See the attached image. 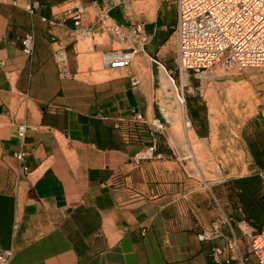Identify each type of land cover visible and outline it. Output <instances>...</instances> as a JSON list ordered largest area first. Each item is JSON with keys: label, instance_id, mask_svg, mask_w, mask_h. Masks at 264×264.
Segmentation results:
<instances>
[{"label": "crops", "instance_id": "obj_1", "mask_svg": "<svg viewBox=\"0 0 264 264\" xmlns=\"http://www.w3.org/2000/svg\"><path fill=\"white\" fill-rule=\"evenodd\" d=\"M157 1L156 17L142 22L149 42L134 54L136 66L115 75L102 68L104 76L83 62L123 45L96 20L107 10L113 21L132 24L121 10L122 16L110 12L100 0H41L31 15L24 9L28 0H0V249H12L8 264H213L219 242L197 235L220 212L243 231L264 224V216L245 206L248 221H239L247 193L237 181L251 174L209 182L207 163L195 154L207 151L214 135L202 129L193 100L184 104L181 121L189 122L196 145L186 132L183 144L170 134L178 119L170 110L179 106L166 103L170 70L149 68L147 81L132 85L140 64L171 49L175 6ZM76 5L85 7L76 31L70 22L50 27L40 20ZM25 34L34 39L29 58L20 50ZM60 68L67 76H59ZM188 85L173 88L179 94L189 92ZM134 111L163 125L156 158L135 162L141 145L125 143L113 127ZM240 142L248 167L264 170V120L247 124ZM263 192L253 196L256 208H264Z\"/></svg>", "mask_w": 264, "mask_h": 264}, {"label": "built area", "instance_id": "obj_2", "mask_svg": "<svg viewBox=\"0 0 264 264\" xmlns=\"http://www.w3.org/2000/svg\"><path fill=\"white\" fill-rule=\"evenodd\" d=\"M40 1L28 0L24 9L34 15ZM172 1L176 11L173 27L177 47L175 70L180 77L189 81L191 77H206L208 72L221 77L238 75L247 69L264 68V0ZM84 12V6L76 5L65 9L60 15L40 20L50 27L70 22L73 31H76ZM96 20L105 34L124 46L101 54V66L106 70L127 68L136 51L142 50L149 42L142 22L119 24L112 20L107 10L100 11ZM33 45L32 34L20 38V50L24 56H32ZM67 74L60 68L59 76L65 77ZM136 84L137 81L133 80L132 85ZM113 127L120 132L125 143L141 145V150L134 155L135 162L158 157L155 154L157 135L163 131V125L158 121L148 122L143 115L134 111L127 120H113ZM23 131L24 127L19 126L20 136ZM24 155L19 153L16 158L22 160ZM241 225L233 226L227 216L220 212L210 222L208 229L197 235L202 242H219L211 252L213 264H244L251 257L255 264H264V224L258 231L251 232L253 236L248 243L247 256L240 242ZM12 257V249H0V264H8Z\"/></svg>", "mask_w": 264, "mask_h": 264}, {"label": "rangeland", "instance_id": "obj_3", "mask_svg": "<svg viewBox=\"0 0 264 264\" xmlns=\"http://www.w3.org/2000/svg\"><path fill=\"white\" fill-rule=\"evenodd\" d=\"M102 2L110 12L111 10L116 9L117 14L122 16L120 13L122 11L123 16L132 20L133 23L143 22L145 19H150L156 17L157 15V0H100L99 3ZM104 38L105 34L101 38L96 37V42H101ZM170 46L171 49L163 57L161 55L154 56L151 58L149 64L142 63L139 67L140 74L136 77L135 81L140 83L146 82L149 68L155 70L156 67L163 65L165 68L170 70V72L167 73L166 84L171 86L173 91L171 92L170 90H167L169 94L167 95L168 100L166 103L168 104L170 101L176 100L179 105L177 108L170 110L178 117L175 124H172L171 126L170 134L178 137L182 144L184 143L185 132L189 134L188 130L190 131V128L186 129L184 126L185 123L189 122L185 121L182 123L181 121L184 116V104L187 105L190 100H193L194 104L201 113L202 129H210L214 135L206 142V146L204 148H206L207 151L195 154L197 159L207 163V178L209 182L221 179L227 175L244 176L251 174L250 176H255L259 179L261 190L264 186V170L258 171L248 167L247 164L249 154L245 152L241 142L237 143V141L242 139V132L245 126L247 124H252V120H264V68L247 69L238 75H224L221 77L212 76V72H208L206 77H191L189 81H186L185 78L180 77L175 70L177 47L174 36L170 41ZM86 47L90 48L89 44L86 45ZM86 47H81L80 51L85 50ZM123 47V45L119 44H114L113 46L114 50L121 49ZM134 62L135 59L129 67H133L134 65L136 66ZM83 64L85 67L90 66L93 70L102 72L104 76L108 73L102 69L99 54L87 56ZM249 72H252V76L248 74ZM110 73L112 74V72ZM113 73V75L116 74V72ZM181 83H189V92L184 89L183 92H180L181 90H179V94L176 93L173 86L178 87ZM237 83L239 85H237ZM239 90L240 93L242 92L241 94L238 93ZM248 90L252 96L246 97ZM235 91L237 93H235ZM228 95L229 97H227ZM244 97H246L245 102H241L244 100ZM158 100L162 106L165 104L166 100H164L163 94H159ZM215 100L217 102H215ZM163 108L165 107L163 106ZM169 109L170 107L166 110ZM233 113L235 114L233 115ZM216 131L218 132L217 134ZM240 131L241 134L239 135ZM189 139L192 142V145L195 146L196 143L193 141V138L189 137ZM233 161L234 163H232ZM260 192H262V190ZM241 231L243 232H240L242 251L244 255L247 256L248 243L253 236V233L245 230L244 232L242 227ZM244 264H255V262L251 257L249 258V261Z\"/></svg>", "mask_w": 264, "mask_h": 264}, {"label": "trees", "instance_id": "obj_4", "mask_svg": "<svg viewBox=\"0 0 264 264\" xmlns=\"http://www.w3.org/2000/svg\"><path fill=\"white\" fill-rule=\"evenodd\" d=\"M237 184L239 185L240 189L244 193H247L246 196L243 195L241 197V200H243V208H242L243 213L245 214V211H244V206H245V210L247 213H251V214L257 215L259 217L264 216V208H256L254 200H253V196L257 192H260L261 190L264 189V186H263V188L260 190L261 184H260L259 179H257V177H255V176H251L247 179L238 180ZM260 201H261L262 205H264V192L260 196ZM239 221H248L246 214H245V217L244 218L241 217V219Z\"/></svg>", "mask_w": 264, "mask_h": 264}, {"label": "bare ground", "instance_id": "obj_5", "mask_svg": "<svg viewBox=\"0 0 264 264\" xmlns=\"http://www.w3.org/2000/svg\"><path fill=\"white\" fill-rule=\"evenodd\" d=\"M133 59H134V58H133ZM133 61H134V60H133ZM134 63L137 64V61L135 60ZM140 65H141V64H140ZM96 66H97V65H96ZM96 66H95V67H96ZM134 66H135V65H134ZM115 71H116V70H110V72H112V74H114L113 72H115ZM117 71H118V70H117ZM101 74H102V73H101ZM248 74L252 76V72H249ZM102 75H103V74H102ZM96 76H98V75H96ZM105 76H106V75H105ZM98 78H99V77H98ZM161 78H162V77H161ZM93 79H94V77H93ZM162 79H163V78H162ZM94 80H95V79H94ZM99 80H100V78H99ZM161 83H162V82H161ZM230 83H231V82H230ZM242 83H243V82H242ZM162 84H163V83H162ZM239 84H240V82H239ZM239 84L237 83V85H239ZM243 84H244V83H243ZM224 85H225V84H224ZM226 85H227V84H226ZM242 86H243V85H242ZM242 89H243V88H242ZM248 91H249V90H248ZM248 91H247V93H248ZM220 93H221V92H220ZM235 93H237V92L235 91ZM238 93L241 94L242 92L240 93V90H239ZM247 93H246V97H247V96H252V94L250 93V91H249L248 94H247ZM243 94L245 95L244 92H243ZM241 96H242V95H241ZM214 97H215V96H214ZM216 97H217V95H216ZM227 97H229V95H228ZM230 97H231V96H230ZM246 97H244V100H242L241 102H245ZM227 100H228V99H227ZM215 102H217V101L215 100ZM237 102H238V100H237ZM239 102H240V101H239ZM179 103H180V102H179ZM212 103H213V101H212ZM251 103H252V101H251ZM175 104H178V101H176ZM181 104H182V102H181ZM235 104H236V101H235ZM249 104H250V103H249ZM238 106H239V104H238ZM250 106H251V104H250ZM231 108H232V107H231ZM224 109H225V108H224ZM231 111H232V110H231ZM234 112H235V111H234ZM179 113H180V112H179ZM224 114H225V113H224ZM231 114H232V113H231ZM234 114H235V113H233V115H234ZM238 114H239V112H238ZM225 115H227V114H225ZM232 117H233V116H232ZM184 126H185L186 129H189V123H185ZM188 132H189V131H188ZM188 136H189L190 138L192 137L190 134H188ZM192 138H193V137H192ZM228 153H229V152H228ZM228 155H229V154H228ZM222 159H223V158H222ZM232 160H233V159H232ZM228 161H229V160H228ZM236 161H237V159H236ZM236 161H235V162H236ZM229 162H230V161H229ZM232 163H234V161H233ZM232 163H231V164H232ZM237 164H238V163H237ZM228 167H229V166H228ZM225 169H226V168H225ZM225 169H224V170H225ZM227 170H228V169H227Z\"/></svg>", "mask_w": 264, "mask_h": 264}]
</instances>
